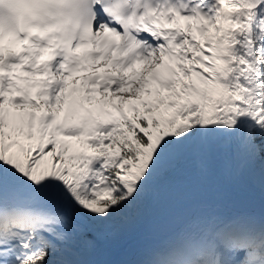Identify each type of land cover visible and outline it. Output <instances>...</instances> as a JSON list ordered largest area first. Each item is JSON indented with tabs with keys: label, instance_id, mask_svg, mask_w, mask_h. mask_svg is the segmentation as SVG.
Masks as SVG:
<instances>
[{
	"label": "snow or ice",
	"instance_id": "1",
	"mask_svg": "<svg viewBox=\"0 0 264 264\" xmlns=\"http://www.w3.org/2000/svg\"><path fill=\"white\" fill-rule=\"evenodd\" d=\"M0 264H264V0H0Z\"/></svg>",
	"mask_w": 264,
	"mask_h": 264
},
{
	"label": "rangeland",
	"instance_id": "2",
	"mask_svg": "<svg viewBox=\"0 0 264 264\" xmlns=\"http://www.w3.org/2000/svg\"><path fill=\"white\" fill-rule=\"evenodd\" d=\"M213 172L215 174L216 170L214 169ZM241 191H243L248 198H255L251 195L249 183L243 178H242V184H241ZM255 199L258 201L260 198H255ZM84 233H89L95 236L94 239L90 243L86 241L84 242L80 241L81 248L84 249L89 254V257L91 259L100 261V262L120 259L119 257L112 258L111 254L119 253L120 249H122L124 242L126 240H107V239L101 238L100 236H97L95 232L93 233V231H89V230H85ZM81 240H83V236ZM87 244L93 246L94 250L89 249Z\"/></svg>",
	"mask_w": 264,
	"mask_h": 264
},
{
	"label": "bare ground",
	"instance_id": "3",
	"mask_svg": "<svg viewBox=\"0 0 264 264\" xmlns=\"http://www.w3.org/2000/svg\"><path fill=\"white\" fill-rule=\"evenodd\" d=\"M33 91H35V90H33ZM94 237H95L94 235H91L89 233H84L83 234V240H81V241L82 242L86 241V242L90 243L94 239ZM87 246H88L89 249L94 250V247L93 246H91L89 244H87ZM134 251H135V248H134L133 241L126 240L124 242V245H123L122 249H120V252L119 253H112L111 254V257L112 258L119 257L120 259L133 258Z\"/></svg>",
	"mask_w": 264,
	"mask_h": 264
},
{
	"label": "trees",
	"instance_id": "4",
	"mask_svg": "<svg viewBox=\"0 0 264 264\" xmlns=\"http://www.w3.org/2000/svg\"><path fill=\"white\" fill-rule=\"evenodd\" d=\"M174 183V181L171 180V178H165L164 180H161L158 184V189L161 192H165L170 184ZM250 191L254 197L260 198L261 197V191L259 188H253L250 184ZM100 260V259H99Z\"/></svg>",
	"mask_w": 264,
	"mask_h": 264
}]
</instances>
